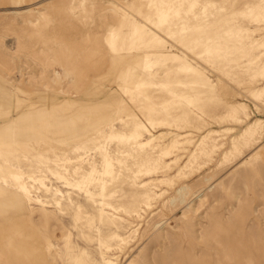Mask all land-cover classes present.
<instances>
[{
  "label": "rangeland",
  "instance_id": "374dc122",
  "mask_svg": "<svg viewBox=\"0 0 264 264\" xmlns=\"http://www.w3.org/2000/svg\"><path fill=\"white\" fill-rule=\"evenodd\" d=\"M1 86L0 264H264V0H0Z\"/></svg>",
  "mask_w": 264,
  "mask_h": 264
},
{
  "label": "bare ground",
  "instance_id": "6f19581e",
  "mask_svg": "<svg viewBox=\"0 0 264 264\" xmlns=\"http://www.w3.org/2000/svg\"><path fill=\"white\" fill-rule=\"evenodd\" d=\"M10 93L12 94V91L7 89L5 86H1L0 87V105L2 104L3 106H7L12 113L15 112V111L17 112L19 110H22L23 113H26V112L34 111L33 108H35V111H36V109H40L41 111H47V110H49L51 108V105H47V103H45L46 102L45 100H40L39 103H36L35 105H38L37 107H23V104H24L23 101L24 100L19 95L13 96L14 98H13V100H11V98H12L11 96L12 95H10ZM21 107H23V108H21ZM14 119H15V117L13 115H9L6 119L1 120L0 121V129L5 130V129H8L9 127L14 126ZM12 123H13V125H12ZM259 124H261V123L259 122ZM251 128L252 127L249 125V127L246 130H243L244 132L241 135L245 136L247 134H252L253 131L251 130ZM262 129H263V127H262ZM238 138H239V136H238ZM235 141H236V139H235ZM38 147H39V145H38ZM23 190L26 193H28V190H27V188H25V186H23ZM14 205H16V207H18L20 209L22 207L21 206V202L17 201V200L15 201ZM6 206H11V204H7ZM134 211H136V210H134ZM13 219L14 218L10 217L7 220H13ZM0 230H1V226H0ZM2 230L5 231V232H8V230H9V233H10L9 235L6 234L7 235L6 236L7 237V241H6V246H7L6 251H7V253L6 254H7V257H8L7 264H36V261H35V259H37L36 253L28 248L29 244H27V241H25L26 239L23 236V234L20 233V235H19V233H18L19 231L18 232L16 231L15 224H11L7 229L6 228L5 229L2 228ZM17 237H18V239H16ZM113 237H121V236L118 233H115V234L113 233ZM14 240L15 241L17 240V243L13 244ZM111 247H113V246H111ZM105 248L107 250H110L109 246H106ZM107 250H106V252H107ZM102 259H104V261L106 263H111L112 262V261H110V259H106V256H104V258H102ZM112 264H113V262H112Z\"/></svg>",
  "mask_w": 264,
  "mask_h": 264
}]
</instances>
